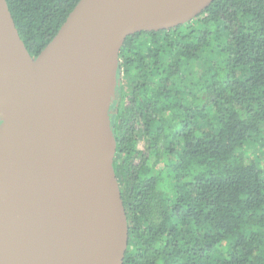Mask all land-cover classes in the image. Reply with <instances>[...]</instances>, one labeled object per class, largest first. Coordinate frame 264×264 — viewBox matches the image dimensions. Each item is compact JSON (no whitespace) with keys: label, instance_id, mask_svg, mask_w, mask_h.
<instances>
[{"label":"trees","instance_id":"1","mask_svg":"<svg viewBox=\"0 0 264 264\" xmlns=\"http://www.w3.org/2000/svg\"><path fill=\"white\" fill-rule=\"evenodd\" d=\"M6 1L36 57L80 0ZM117 78L122 264H264V0H212L133 33Z\"/></svg>","mask_w":264,"mask_h":264},{"label":"water","instance_id":"2","mask_svg":"<svg viewBox=\"0 0 264 264\" xmlns=\"http://www.w3.org/2000/svg\"><path fill=\"white\" fill-rule=\"evenodd\" d=\"M212 0H80L36 56L0 0V264H122L109 108L120 49Z\"/></svg>","mask_w":264,"mask_h":264},{"label":"flooded vegetation","instance_id":"3","mask_svg":"<svg viewBox=\"0 0 264 264\" xmlns=\"http://www.w3.org/2000/svg\"><path fill=\"white\" fill-rule=\"evenodd\" d=\"M2 117H3V115L0 114V122L2 121Z\"/></svg>","mask_w":264,"mask_h":264},{"label":"rangeland","instance_id":"4","mask_svg":"<svg viewBox=\"0 0 264 264\" xmlns=\"http://www.w3.org/2000/svg\"><path fill=\"white\" fill-rule=\"evenodd\" d=\"M141 146V145H140Z\"/></svg>","mask_w":264,"mask_h":264}]
</instances>
